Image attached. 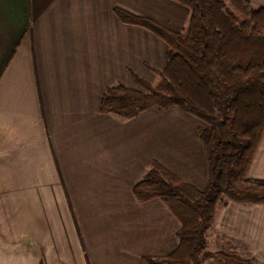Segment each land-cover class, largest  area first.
Instances as JSON below:
<instances>
[{"label":"crops","instance_id":"obj_1","mask_svg":"<svg viewBox=\"0 0 264 264\" xmlns=\"http://www.w3.org/2000/svg\"><path fill=\"white\" fill-rule=\"evenodd\" d=\"M117 9L174 32L191 17L174 0H0V264L165 260L181 224L136 184L159 161L207 186L200 120L176 107L102 112L108 88L138 89L136 77L152 82L168 62V45ZM247 177L264 180V135ZM214 230L264 264V204L229 201Z\"/></svg>","mask_w":264,"mask_h":264},{"label":"trees","instance_id":"obj_2","mask_svg":"<svg viewBox=\"0 0 264 264\" xmlns=\"http://www.w3.org/2000/svg\"><path fill=\"white\" fill-rule=\"evenodd\" d=\"M174 1L191 10L183 32L116 10L123 23L162 39L169 47L168 62L160 72V90L139 77L135 79L140 89L112 86L103 96L102 112L128 120L154 107H176L205 125L201 138L207 148L209 180L204 190L159 161L151 163L134 188L142 202L161 199L181 224L177 250L165 263L148 259V264H202L214 257L201 254L220 204L229 200L264 204V180L247 177L264 135V8H254L250 0H228L241 20L223 0Z\"/></svg>","mask_w":264,"mask_h":264},{"label":"rangeland","instance_id":"obj_3","mask_svg":"<svg viewBox=\"0 0 264 264\" xmlns=\"http://www.w3.org/2000/svg\"><path fill=\"white\" fill-rule=\"evenodd\" d=\"M223 2L226 4L229 10L234 12L235 15L238 16L241 20H244L242 16H240L233 10L228 0H223ZM150 83L154 89L160 90L161 84L163 83V77L161 75H158L157 78ZM202 126L203 128L205 127L204 124ZM229 201L226 202L228 203ZM226 204H220L217 208V212ZM205 237L206 249L201 255L203 256V254H210L214 257L207 258L202 264H206V262L207 264H236L235 262L226 260L225 257L219 256L218 254L220 253H223L224 255L229 257L238 258L243 261H249L250 264H261L252 258V255L250 254L248 247L245 244L236 239L230 238L220 232H217L216 230H214V224L210 229H208L205 234ZM217 251L221 252H218L216 254L213 253ZM158 262L165 263V260H160ZM191 263L194 264L193 261Z\"/></svg>","mask_w":264,"mask_h":264}]
</instances>
